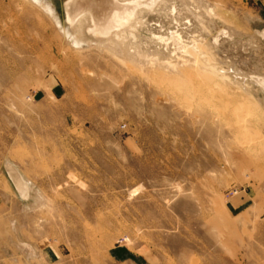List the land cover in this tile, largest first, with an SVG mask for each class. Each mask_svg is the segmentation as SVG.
Segmentation results:
<instances>
[{"label": "rangeland", "instance_id": "374dc122", "mask_svg": "<svg viewBox=\"0 0 264 264\" xmlns=\"http://www.w3.org/2000/svg\"><path fill=\"white\" fill-rule=\"evenodd\" d=\"M71 1L0 0V263L264 264V0Z\"/></svg>", "mask_w": 264, "mask_h": 264}, {"label": "bare ground", "instance_id": "6f19581e", "mask_svg": "<svg viewBox=\"0 0 264 264\" xmlns=\"http://www.w3.org/2000/svg\"><path fill=\"white\" fill-rule=\"evenodd\" d=\"M158 1L163 0H128L126 3L124 2L123 11H119L118 7L121 5L120 0H72L67 6L69 13L67 19L71 24L79 22L81 15L73 18L72 15H70V8L73 12L82 10L84 11L82 15L88 14L91 16L96 27V30H92V32H94L97 38H108L111 40L115 38L121 40V36L125 35L127 32H131L133 35L132 32L136 29L134 26L140 25L135 24L136 18L142 14L144 10H153L154 5H156ZM46 13L48 14V12ZM260 84L264 89V83L260 82ZM8 168L13 179L17 182L19 190L22 192L23 196L26 197L28 195V182L26 181V183L17 170L12 166H9Z\"/></svg>", "mask_w": 264, "mask_h": 264}, {"label": "crops", "instance_id": "0c3cea01", "mask_svg": "<svg viewBox=\"0 0 264 264\" xmlns=\"http://www.w3.org/2000/svg\"><path fill=\"white\" fill-rule=\"evenodd\" d=\"M5 253L8 254V251H6ZM16 255H21L22 258L20 256L17 259H14V257L7 256L8 257V258H6L7 261L13 260V264H24V255H25L24 251H22L20 254H19V252H17ZM4 260H5V258L1 259L0 261H4ZM20 261H22V262H20ZM0 264H4V263L1 262ZM7 264H9V263H7Z\"/></svg>", "mask_w": 264, "mask_h": 264}, {"label": "water", "instance_id": "95a60500", "mask_svg": "<svg viewBox=\"0 0 264 264\" xmlns=\"http://www.w3.org/2000/svg\"><path fill=\"white\" fill-rule=\"evenodd\" d=\"M12 180V179H11ZM13 181V180H12ZM14 183V182H13ZM14 185H15V183H14ZM15 187H16V185H15ZM16 189H17V187H16ZM18 190V189H17ZM19 192V191H18ZM20 193V192H19Z\"/></svg>", "mask_w": 264, "mask_h": 264}]
</instances>
